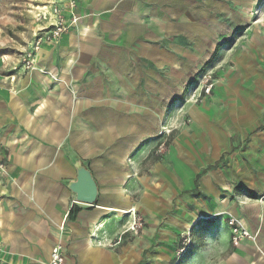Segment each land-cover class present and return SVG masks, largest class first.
Returning a JSON list of instances; mask_svg holds the SVG:
<instances>
[{"label": "crops", "instance_id": "1", "mask_svg": "<svg viewBox=\"0 0 264 264\" xmlns=\"http://www.w3.org/2000/svg\"><path fill=\"white\" fill-rule=\"evenodd\" d=\"M75 1L77 25L70 0L56 2L68 31L42 45L34 70L15 73L0 62V264H50L59 244L65 264H264V205H241L218 173L243 143L222 151L221 124L248 110L244 101L254 112L260 94L235 67L202 104L183 100L200 72L213 69L211 32L189 9L195 0ZM164 128L173 135L158 155ZM78 162L97 182L94 206L68 188ZM259 164L264 181V158ZM168 192L173 201L163 204ZM135 214L144 220L137 233ZM227 214L253 238L234 245ZM190 228L206 230L189 236L179 260L180 233Z\"/></svg>", "mask_w": 264, "mask_h": 264}, {"label": "rangeland", "instance_id": "2", "mask_svg": "<svg viewBox=\"0 0 264 264\" xmlns=\"http://www.w3.org/2000/svg\"><path fill=\"white\" fill-rule=\"evenodd\" d=\"M59 1L63 2L64 0H0V62L4 66V70L12 71L11 67L5 65L3 60L9 65L12 62L16 63L22 54L30 46L32 47L35 36L41 27L40 22L36 18L42 6H51L53 2L60 3ZM71 1L74 2V8H70ZM76 7V1L70 0L66 11L71 14L75 12ZM189 9L192 10V17L195 19L197 26L208 29L211 32L209 46L213 49V52L219 47L223 54L220 57L217 56L209 65L211 68L213 67L212 70L205 71V73L200 72L198 75H201L200 78L197 76L200 81L198 85L196 84L199 87L189 99L184 98L183 100L187 103L202 104L205 98H210L213 95L216 87H219L221 79L235 67H239L242 75L249 78L245 85L255 87L258 90L249 89L248 92L256 90V94H260V105L253 108L254 112L247 113L251 106L248 104L251 103L244 101L243 106L248 110H243V114L239 116L228 115V122L221 124V129L227 128L226 132L221 131L218 134L222 137V141L225 136L227 137V145L222 151H230L231 144L237 146L239 142L243 141V143L238 152L227 158L218 173L225 178L223 183L227 189L226 193L238 196L242 203L241 205H264V181L260 179L261 167L259 166V163L264 158V150L262 149L264 144L262 135L264 133L260 134L258 138L253 135V131L258 127H264V0H195L194 4H190ZM63 10L65 11V9ZM213 52L209 56L210 59ZM217 58H221V62L217 67H214V62L218 60ZM209 78L211 79L212 89L210 93H205L203 89ZM237 109H234L236 113L239 112ZM249 111H251V108ZM177 126L178 123L175 127ZM171 129L173 128H164L161 133V135L166 137L159 143L160 145L165 142L163 154L168 151L170 137L173 135H171L173 131ZM167 137H169V140H167ZM247 137H249L248 140H246ZM201 152L209 155L211 150L207 148L202 149ZM169 188L171 189L168 184V186H164L163 191L166 192ZM186 195L187 191L181 190V200L179 201L181 209L187 204V200L184 203ZM197 200L200 199L197 198ZM163 201V204L172 203L171 192L165 194ZM173 203L177 202L174 201ZM163 214L168 216L171 215V212ZM227 215L224 216L226 217ZM135 217L140 220L143 227V218L137 214L134 215ZM181 217L184 216L182 215ZM204 217V215H200L198 221H203ZM221 218L220 216L210 219L218 220ZM240 222L245 225L244 220H240ZM227 223L224 222L223 224L224 231L227 228ZM141 226L138 230L141 229ZM138 230L134 232L137 233ZM203 230L206 229L195 228V233H192L191 228L185 229L184 232L180 233V237L183 240L182 246H187V244L183 243L186 241L185 239L188 240L189 236L194 234H202ZM180 252L179 260L187 251L182 252L181 255Z\"/></svg>", "mask_w": 264, "mask_h": 264}, {"label": "built area", "instance_id": "3", "mask_svg": "<svg viewBox=\"0 0 264 264\" xmlns=\"http://www.w3.org/2000/svg\"><path fill=\"white\" fill-rule=\"evenodd\" d=\"M74 2L71 1L70 8H74ZM71 21L73 25H77L78 18L72 12L70 14ZM37 21L40 22V29L38 34L35 36V39L32 43L31 49L25 51L22 54L21 58L16 63H6L5 60L3 62L5 65L10 66L13 72L19 71L20 68H23L25 72H31L35 69L36 62V53L40 51L43 44L46 43H56L58 42L62 36L68 31V20L65 15V11L61 6L57 3L53 2L51 6L45 5L42 6L41 10L37 14ZM12 80H15V76H12ZM210 78L206 81L204 89L205 93H210L212 89V85L210 84ZM165 148V142L161 143L156 151L158 155L163 154ZM142 225L140 220H137L136 217L133 220L132 229L134 231L138 230V228ZM228 225L231 229V242L234 245H238L243 239H251L253 238L250 232L245 228V226L240 222L239 219L230 216L228 219ZM61 229H64L62 227ZM186 244H190L189 240L185 241ZM109 247H113V243L108 244ZM180 255L184 250H180ZM50 264H65V252L62 245H56L53 247L51 252Z\"/></svg>", "mask_w": 264, "mask_h": 264}, {"label": "water", "instance_id": "4", "mask_svg": "<svg viewBox=\"0 0 264 264\" xmlns=\"http://www.w3.org/2000/svg\"><path fill=\"white\" fill-rule=\"evenodd\" d=\"M76 180L70 182L68 188L81 204L94 206L99 197V188L94 176L81 162L76 164Z\"/></svg>", "mask_w": 264, "mask_h": 264}, {"label": "trees", "instance_id": "5", "mask_svg": "<svg viewBox=\"0 0 264 264\" xmlns=\"http://www.w3.org/2000/svg\"><path fill=\"white\" fill-rule=\"evenodd\" d=\"M220 49H219V47L216 49V51L213 53V55H212V57H211V59H210V61L208 62V64H207V66L208 65H210L213 61H214V59L216 58V55L218 54V51H219ZM206 172H204L203 174H205ZM200 177H198V179H199ZM198 179H197V181H196V184L198 185ZM79 211V209L77 208V207H74L73 209H72V211L70 212V215H69V217H70V219L72 220H74V216L77 214V212ZM187 240V239H186ZM188 246H189V244H187V246H182V248L180 249V250H184L185 252L188 250ZM183 256H184V254H183Z\"/></svg>", "mask_w": 264, "mask_h": 264}, {"label": "bare ground", "instance_id": "6", "mask_svg": "<svg viewBox=\"0 0 264 264\" xmlns=\"http://www.w3.org/2000/svg\"><path fill=\"white\" fill-rule=\"evenodd\" d=\"M97 232V231H96Z\"/></svg>", "mask_w": 264, "mask_h": 264}]
</instances>
